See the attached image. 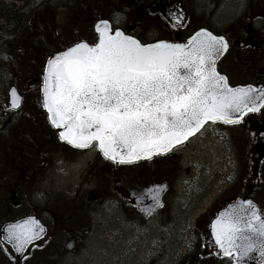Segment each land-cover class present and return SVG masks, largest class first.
I'll use <instances>...</instances> for the list:
<instances>
[{"label":"flooded vegetation","instance_id":"af4514ba","mask_svg":"<svg viewBox=\"0 0 264 264\" xmlns=\"http://www.w3.org/2000/svg\"><path fill=\"white\" fill-rule=\"evenodd\" d=\"M96 7L100 14L91 16L89 28L92 30L88 37L82 40L93 43L97 38L93 31L95 22L99 19L111 21L117 13L121 30L146 43H152L157 39L184 43L200 28H205L215 35H223L229 42L228 49L217 63V69L227 74L230 84L264 85V0H98ZM170 12L183 14L181 27L172 26ZM36 18L38 27L33 29V34L40 42H45L46 37L54 34L53 25L41 16ZM75 19L76 17H71L72 21ZM78 41L79 38L70 42V45L61 47L57 39L53 37L48 39L49 43L59 49L58 51ZM36 52L41 54L42 47L39 46L37 49L32 47L31 53ZM24 58L22 60H18L20 57L17 58L16 72H9L7 69L3 72L6 80L11 77L15 79L16 84H22L16 88L23 97L22 109L13 111L6 97L8 88L7 90L5 86L3 89L0 88V101L5 108L3 116L10 117L5 123L6 125L11 123V114L20 113L23 117L34 120L37 126L45 124L50 131L49 135L54 139L44 142L41 147H36L40 144L38 143L35 146L24 145L22 150L15 149L19 155L20 165L15 169L10 162L0 158V178L4 173L14 172L20 182V186L0 189V264H32V254L37 249L38 254L56 251L50 246L56 244L61 231L64 232L62 237L64 245L60 244L59 250L66 256H72L78 250L79 244L84 242L85 237L86 243L91 239L92 213L89 214L91 221L89 225L70 226L67 212L65 217L58 209L55 210L47 204H34L37 189L30 188L29 184L37 180L43 181L45 169L55 161L62 162V166L72 165L74 172L79 173L75 196L86 194L90 186L92 190L87 193L88 201L105 204L107 213L117 211L122 221L127 222L128 231H132L139 241L142 242V238L149 237V226L156 218L162 239L170 240L168 228L179 229L181 244L178 245L177 237L175 264H232L230 258L217 254L219 250L212 243L211 224L218 213L237 198L250 197L251 185L247 179L239 182L228 177L226 179L225 175H219L216 179H184L180 177L181 164L185 155L193 152L192 146L196 140L203 137L208 130L215 128L239 130L246 133L247 137L253 131L264 132V109L248 113L239 124L227 125L222 122L209 124L196 137L168 155L129 165L110 163L102 157L98 148L91 146L77 148L60 140L52 131L41 102L45 61L34 54L29 56L28 60H23ZM25 76H29V80H26ZM27 82L33 86V95L36 99L29 106L25 94V89L29 88ZM12 86L11 83L9 87ZM30 159L34 160L35 164L29 167L25 162ZM92 174L100 179V188L97 183L91 185L92 181L88 186L87 179ZM186 174H189V170H186ZM164 183L166 190L162 206L146 215L130 195L131 190H142ZM211 196L213 198L208 200L192 220V214L199 210L195 201L200 200L202 203L206 197ZM75 210L76 214L80 212V209ZM69 211L74 213L73 208ZM46 214L52 216L51 225L45 221ZM29 216L38 218L46 227L47 235L35 243V246L31 245L17 260L12 248L1 240V229L5 223H14ZM81 218L77 216L76 219L80 222ZM180 221L182 222L178 223ZM50 240L52 243L48 244ZM70 240H74L73 251L66 249V243ZM156 248L155 243L148 255L152 256ZM150 264L156 263L152 261Z\"/></svg>","mask_w":264,"mask_h":264},{"label":"snow or ice","instance_id":"6c2138e0","mask_svg":"<svg viewBox=\"0 0 264 264\" xmlns=\"http://www.w3.org/2000/svg\"><path fill=\"white\" fill-rule=\"evenodd\" d=\"M169 16L173 27L182 26V13ZM94 28V43L80 40L46 61L43 108L50 123L63 129L62 141L132 163L169 152L207 122L239 124L264 109V85H232L218 71L229 47L223 35L200 28L184 43H146L121 30L118 13L111 21L97 20ZM10 97V107L19 108L14 87ZM149 193L154 204L145 211L151 214L161 201L158 192ZM4 232L3 241L23 255L45 228L29 216L7 224ZM211 235L217 254L235 264H245L253 250L264 260V212L250 199L217 215Z\"/></svg>","mask_w":264,"mask_h":264},{"label":"rangeland","instance_id":"374dc122","mask_svg":"<svg viewBox=\"0 0 264 264\" xmlns=\"http://www.w3.org/2000/svg\"><path fill=\"white\" fill-rule=\"evenodd\" d=\"M97 5L98 0H0V68L3 72L6 69L9 72H16L17 61L29 55L28 49L32 50V48L28 44L23 47V44L29 39L28 36L34 35L27 26L33 14L36 13L43 18L49 14L51 19L56 20L58 44L70 45V42L78 38L82 40L88 37L92 30L89 28L91 16L100 14ZM71 17L76 19L72 21ZM33 47L37 48L36 45ZM41 47L43 53L39 54V57L47 56L53 50L52 45L48 43ZM18 57L20 59L17 60ZM29 78L25 76L26 80ZM11 83L16 87L22 86V84H16L14 78L9 77L6 80L4 76H1L0 88L3 89L5 86L7 90ZM26 84L29 87L25 89L27 106H29L36 99L33 95V86L29 82ZM3 110L5 108L0 101V158L10 162L15 169L20 166L19 155L15 149L22 150L24 145L35 146L38 143L40 144L36 147H41L44 142L52 141L54 138L49 135L50 131L45 124L37 126L34 120L25 118L20 113L11 114L12 121L6 125L5 122L10 117L3 116ZM261 136L262 134L253 133L252 136L250 134L247 137L244 132L226 128L208 130L193 144V152L185 155L184 162L181 164L180 177L216 179L224 174V178L228 177L239 182L243 178H252L254 198L264 204V185L257 186L253 180L257 163L253 164V162L256 159L259 160L264 151V142L263 146L259 144L264 137ZM253 140L254 143H252ZM25 163L30 167L35 164V161L30 159ZM62 164L60 161H55L53 165L45 169L46 175L43 181L30 182L29 187L37 189L34 204H47L55 210L58 209L65 217L67 212L70 226L89 225L91 223L89 214L92 213L90 235L92 237L87 243L85 237L84 242L79 244L78 250L72 256H66L59 250L60 244L64 245V242L62 243L64 232L61 231L56 244H51L52 240L48 243L56 251L38 254L37 249L32 254V264H150L152 261L156 264H175L177 237L178 245L181 244L179 229L168 228L167 231L171 234L170 240L162 239L156 218L149 226V237L142 238V242L139 241L132 231H128L127 222L122 221L117 211L107 213L105 204L88 201L87 193L92 190L89 183L91 181V185L97 183L100 188V179L92 174L87 179L89 186L87 193L75 196L79 173L74 172L72 165L62 166ZM186 170H189V174H186ZM257 180H261L260 177ZM14 185L20 186L14 172L4 173V176L0 178V189L13 188ZM210 198L213 196L206 197L202 203L200 200L195 201L196 204L198 203L199 210L192 214V220ZM72 208L74 213L69 211ZM75 209H80V212L76 214ZM77 216L82 217L80 222L76 219ZM51 220L52 216L46 214L45 221L48 225H51ZM155 243L157 248L152 252V256L148 255Z\"/></svg>","mask_w":264,"mask_h":264},{"label":"water","instance_id":"95a60500","mask_svg":"<svg viewBox=\"0 0 264 264\" xmlns=\"http://www.w3.org/2000/svg\"><path fill=\"white\" fill-rule=\"evenodd\" d=\"M221 58V57H220ZM219 58V59H220ZM219 59H218V61H219ZM217 61V62H218ZM18 94V93H17ZM10 99H11V97H10ZM21 104V103H20ZM15 109H17V108H15ZM46 112H47V110H46ZM48 114V113H47ZM208 123H210V122H207L206 124H208ZM205 124V125H206ZM53 126V125H52ZM54 127V126H53ZM54 129H55V131L58 133V135H59V132L60 131H62L63 129H61V128H56V127H54ZM201 131V130H200ZM199 132V131H198ZM197 132V133H198ZM197 133H195L194 135H196ZM193 135V136H194ZM193 136H191V137H193ZM191 137H189L188 139H190ZM187 141V140H186ZM186 141H184V142H186ZM67 142V141H66ZM176 146H178V145H175L174 147H176ZM173 147V148H174ZM171 151V150H170ZM165 154V153H164ZM154 156H157V155H154ZM153 156V157H154ZM107 159V158H106ZM109 160V159H108ZM140 160H147V158H142V159H140ZM140 160H138V161H140ZM110 161H112V160H110ZM112 162H115V161H112ZM134 162H137V161H134ZM134 162H132V163H134ZM115 163H118V162H115ZM156 186H159V185H156ZM156 186H153V187H150V188H147V189H144V190H142V191H135V190H133L132 192H131V196L136 200V202H137V205L140 207V209L145 213V214H147L148 215V213L145 211V209L148 207V206H150V205H153L154 204V201L152 200V198H151V195H150V193H149V190L151 189L153 192H158L159 193V198H160V201H161V203L160 204H158V205H155L154 207H153V210H152V212L154 211V210H157V209H159L160 207H161V204H162V196H163V194H164V190H165V185H164V187H162V188H157ZM142 197V198H141ZM243 200H249V199H241V198H238L234 203H232V204H236V203H239L240 201H243ZM251 200V199H250ZM253 201V200H252ZM254 202V201H253ZM255 203V202H254ZM232 204H230V205H232ZM255 205L258 207V205L255 203ZM229 206V205H228ZM227 206V207H228ZM226 207V208H227ZM258 209H259V207H258ZM224 210V209H223ZM222 210V211H223ZM260 210V209H259ZM221 211V212H222ZM220 212V213H221ZM219 213V214H220ZM37 219V218H36ZM38 220V219H37ZM22 221V220H21ZM7 224H9V223H7ZM7 224L6 225H4V227H3V229H2V238L4 237V235H5V232H4V229L6 228V226H7ZM41 224V223H40ZM47 234V230H46V228H45V232L44 233H42L41 234V236H40V238L38 239V240H36L35 242H37V241H39V240H41L42 238H44L45 237V235ZM12 248H13V246L11 245V244H9ZM73 242L71 241V242H69L68 243V248H69V250H73ZM13 250L15 251V249L13 248ZM27 250V249H26ZM15 253H16V255H17V257L19 258L22 254L21 253H18V252H16L15 251ZM233 256H235V253L233 254ZM245 259V264H264V260H262V258H261V256H260V254H259V252L258 251H256V250H253L250 254H249V256L248 257H246V258H244ZM233 264H235V261L233 260Z\"/></svg>","mask_w":264,"mask_h":264},{"label":"trees","instance_id":"16d2710c","mask_svg":"<svg viewBox=\"0 0 264 264\" xmlns=\"http://www.w3.org/2000/svg\"><path fill=\"white\" fill-rule=\"evenodd\" d=\"M50 54H48V56H50ZM263 173H264V170H263L261 164H257L256 168H255V173H254V179H253L255 185L260 186L262 184V186H263V183H264ZM258 177H260L261 180H257Z\"/></svg>","mask_w":264,"mask_h":264}]
</instances>
